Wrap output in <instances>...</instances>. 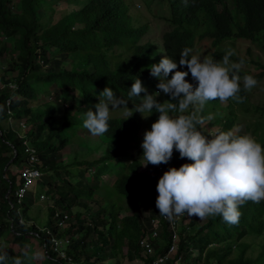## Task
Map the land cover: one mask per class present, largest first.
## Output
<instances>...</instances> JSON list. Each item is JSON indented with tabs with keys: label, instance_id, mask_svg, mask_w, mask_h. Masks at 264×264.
<instances>
[{
	"label": "trees",
	"instance_id": "1",
	"mask_svg": "<svg viewBox=\"0 0 264 264\" xmlns=\"http://www.w3.org/2000/svg\"><path fill=\"white\" fill-rule=\"evenodd\" d=\"M132 1L0 0L4 264H14L16 258L22 264H36L29 257L30 239L45 248L39 264H108L110 260L124 264L142 253L144 264H155L158 258H165V264H264V199L240 204L235 224L218 214L203 219L186 215L173 228L171 219L167 222L159 214L155 200L161 170L191 161L174 150L167 164H147L141 171L146 164L140 158L144 132L159 114L144 113L148 116L144 117L134 112L132 103L139 100L127 95L138 76L150 94L160 92L155 94L158 101L169 102L149 66L164 55L178 62L184 48L192 50L189 56L195 55L197 42L211 41L216 61L227 53L222 45L235 40L249 41L264 52V0H234L235 11L226 0H143L145 11L157 2L170 12L161 19L172 29L164 31L158 42L157 38L148 41L152 22L147 14L141 20L135 16L139 9ZM229 59L255 65L257 70L240 67V99L208 101L200 113L204 123L197 127L204 128L205 135L227 130L249 135L264 147V104L254 106L261 117L251 123L250 94L242 79L249 74L264 81V64L232 55ZM178 67L187 71V66ZM185 79L195 86L190 73ZM106 86L128 100L129 109L127 114L125 109L110 112L108 131L94 136L83 126L84 113L98 103V93ZM18 121L20 129L14 126ZM30 150L38 158L40 179L48 176L40 189L50 201L45 228L27 224L36 219L28 216L33 195L28 202V192L18 196L24 186L22 171L33 166ZM20 164L25 165L21 171L11 170ZM156 220L160 238L152 237ZM143 239H149L153 253L142 248ZM173 246L174 256L169 255Z\"/></svg>",
	"mask_w": 264,
	"mask_h": 264
},
{
	"label": "clouds",
	"instance_id": "2",
	"mask_svg": "<svg viewBox=\"0 0 264 264\" xmlns=\"http://www.w3.org/2000/svg\"><path fill=\"white\" fill-rule=\"evenodd\" d=\"M191 51L182 49L178 62L164 55L149 66L150 75L158 78L157 88L170 96L169 102L158 101L155 94L160 92L150 94L138 76L128 88V97L139 100L132 103L134 112L159 114L144 132L140 158L146 161L144 165L167 164L175 150L180 158L191 161L169 167L159 178L155 205L161 216L172 219L186 213L203 219L218 214L223 221L235 224L241 214L240 204L264 199V147L249 135H237L232 130L207 131L205 135L206 130L197 127L204 123L200 113L208 101L240 99L241 78L237 73L242 61L230 64L231 51L222 61L189 56ZM178 66H187V71ZM189 73L195 86L185 79ZM242 79L244 89L257 83L249 74ZM128 103L106 86L98 93V103L84 113L83 126L94 136L104 134L109 129L110 112L125 109L127 114ZM5 260L0 254V264ZM14 264H22L20 258Z\"/></svg>",
	"mask_w": 264,
	"mask_h": 264
},
{
	"label": "rangeland",
	"instance_id": "3",
	"mask_svg": "<svg viewBox=\"0 0 264 264\" xmlns=\"http://www.w3.org/2000/svg\"><path fill=\"white\" fill-rule=\"evenodd\" d=\"M135 1V3L133 2ZM131 2L132 6L134 8H138V11H135V16L139 17L140 20L142 18L145 19L144 14H147L148 19L150 22H152V27L153 30L148 34V41L151 38H157L158 42L160 39L158 37H160L162 35V33L164 31H170L172 29V27L165 23L164 20L161 19L162 15L168 16L170 14L169 10L167 7L162 8L159 6V4L157 2L152 3L151 6L147 7V10H144V2L143 0H133ZM229 8L232 11H235L236 6L234 3V0H226ZM146 5V4H144ZM162 10V11H160ZM154 31V34H152ZM222 49L226 50L227 52L231 51L233 53L232 56L234 57H245L247 58L249 61H256V62H261L262 64H264V52L262 51V49L249 42L246 40H235L232 42H226L224 45H222ZM215 49L213 48L211 41L209 40H204L202 42H197L196 43V50H195V55L203 58L205 56L209 57L212 59V54L214 53ZM230 64L234 61L230 60ZM240 67H246V68H250L253 72H255L257 70V68L255 67V65H244L241 64ZM1 85V84H0ZM249 90V94H250V103L248 104V107L251 109L249 110V113L251 114V116L253 118L250 119L251 123H253L256 119L260 118L261 115L259 113H254V106L255 105H263L264 104V81H259L256 83L255 86H253L251 89ZM10 124V122H9ZM14 126L16 129H20L21 128V124L20 122H15ZM238 126H237V131H238ZM243 129V126H241V129ZM23 132V131H22ZM27 146L29 147V143H26ZM31 149V147H30ZM69 150V148H67V151ZM37 158V157H36ZM145 164V163H144ZM143 164V167L141 169V171H145L146 170V165ZM23 166L25 165H17V166H12L11 170H13V172H18L21 171ZM27 168V167H26ZM166 171V169H162L161 170V175L159 176V178L162 176L163 172ZM21 177V175H20ZM157 179V183L158 180ZM48 180V176L44 175L43 179H37L34 181V183L28 188V195L25 198L26 202H28V200L32 197H34V205L31 206V212L28 214V216H33L36 217V219L34 221H27L28 225H32V224H42V227L45 228L46 226V221L48 219V206H50V201L48 196L46 195V192L41 193L40 194V189L42 184L45 185L44 183H46ZM46 186L43 188V190L45 191ZM40 194V199L38 198ZM187 214H181L178 216H173V218L171 219L172 222L175 221H179V219L181 218V220L186 216ZM170 219H167L166 221L169 222ZM26 222V221H25ZM44 225V226H43ZM158 225H159V221L156 220L154 221V228L152 230L153 234L152 237L153 238H160L163 236V234H161V232L158 230ZM160 232V234H159ZM156 233V235H155ZM29 247L32 248V252L30 253V259L32 260L33 263L39 264L41 263L44 259H45V248L42 246V244L40 243L39 240L36 239H30L29 242ZM177 250H176V246L171 247L170 250V254L174 256L176 254ZM145 254L142 253V255L139 257L137 256L133 261H124V264H144L145 262ZM166 261H164L163 264H165ZM108 264H114L113 260H110Z\"/></svg>",
	"mask_w": 264,
	"mask_h": 264
},
{
	"label": "built area",
	"instance_id": "4",
	"mask_svg": "<svg viewBox=\"0 0 264 264\" xmlns=\"http://www.w3.org/2000/svg\"><path fill=\"white\" fill-rule=\"evenodd\" d=\"M30 154L31 163L33 164V166L27 167L22 171V179L24 181V186L18 192V196L20 198L24 197V195L28 192V188L34 183L35 180L40 179L42 176L41 171L35 167L38 162V158H36L37 156L35 155L33 150H30ZM164 219L167 220L168 218L164 216ZM171 223L174 228L175 221L172 222L171 220ZM141 246L147 253H153V248L149 243V239H143L141 241ZM164 261L165 258H158L155 264H163Z\"/></svg>",
	"mask_w": 264,
	"mask_h": 264
},
{
	"label": "water",
	"instance_id": "5",
	"mask_svg": "<svg viewBox=\"0 0 264 264\" xmlns=\"http://www.w3.org/2000/svg\"><path fill=\"white\" fill-rule=\"evenodd\" d=\"M13 161V160H12ZM8 167V166H7Z\"/></svg>",
	"mask_w": 264,
	"mask_h": 264
}]
</instances>
